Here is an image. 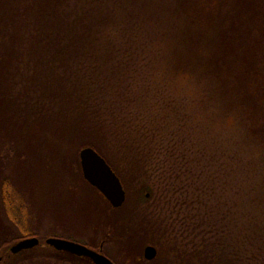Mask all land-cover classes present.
Instances as JSON below:
<instances>
[{
	"label": "rangeland",
	"instance_id": "374dc122",
	"mask_svg": "<svg viewBox=\"0 0 264 264\" xmlns=\"http://www.w3.org/2000/svg\"><path fill=\"white\" fill-rule=\"evenodd\" d=\"M111 21L108 26H130L122 17ZM169 22L159 21V29ZM31 31L19 20L10 40L15 59L0 51L15 63L0 69V187L9 178L21 192L37 239L81 240L102 231L129 252L154 247L156 258L148 264H235V255L244 264L248 257H264V136L252 129L261 119H247L239 109L233 71L200 74L192 65L196 57L169 52L153 26L134 35L130 27L122 37L112 32V43L99 50L120 58L99 54L97 79L90 78L87 88L95 89L86 102L103 122L102 133L69 143L61 138L64 121L54 105L47 107L50 117L32 122L27 106L40 98L47 80L39 77L33 86L30 80L28 70L36 65L34 77L45 73L43 63L27 53ZM201 75L215 79L208 91ZM218 78L227 80L232 99H223ZM84 141L93 142L123 180L126 198L117 211L62 160V153L72 156ZM16 238L0 204V244L10 248ZM42 249L21 252L14 261L6 260L8 249L0 254L6 251L3 264H25L40 251L52 256Z\"/></svg>",
	"mask_w": 264,
	"mask_h": 264
},
{
	"label": "trees",
	"instance_id": "16d2710c",
	"mask_svg": "<svg viewBox=\"0 0 264 264\" xmlns=\"http://www.w3.org/2000/svg\"><path fill=\"white\" fill-rule=\"evenodd\" d=\"M19 2L22 5L20 7L17 5ZM117 16L125 19L130 26L125 27L122 22L121 26H108V22ZM166 18L170 20V25L167 29H159V21L161 23ZM19 20L22 25L32 30L29 35L28 55L41 61L45 69V73L38 74L37 77H34L37 65L28 70L32 86L39 77L47 80L39 89L42 93L40 98L31 105H25L30 107L29 114L33 123H40V119L50 117L47 115V107L54 105L57 108L56 115L64 121L65 130L61 138H66L69 143L83 138L92 140L93 136L102 133L103 122L94 118L93 112L96 110L93 111L88 105L89 102H86L95 89L87 91V88L93 82L91 79H97L99 54H106L104 56L107 58L120 57L112 51L100 53L99 47L112 43V32L122 37L121 33H127L132 27L134 35L145 26L157 28L164 40V47L167 41L169 52L178 57L185 53L194 55L196 59L192 65L200 74V69L208 74V70L212 69L214 74L217 70L233 71L238 78L232 81L231 89L235 94L242 95V107L239 109L242 114H246L247 119H261V122L256 120L253 123L252 129L257 136H264V0H0V51L8 60L15 59L14 50L10 47L13 42L10 40L16 39L11 31ZM108 29H112L111 33ZM126 50L129 49L118 51ZM197 53L203 59L202 62L197 58ZM111 54L114 55L107 56ZM3 57L0 55V69L6 65L15 66L14 60L10 64ZM236 63L240 65H235ZM29 64L30 62L27 66ZM211 77H201L206 86L209 81L210 86L215 80ZM218 79L222 87L218 91L223 99H232L234 95L226 90L229 86L227 80ZM95 85L98 89L97 82ZM242 85L245 87L244 92L240 90ZM205 88L206 91L209 90L208 86ZM259 100H263L262 105L257 103ZM85 147L93 148L100 154L93 142L84 141L77 144L72 156L67 153L61 155L62 160L71 167H76L80 174L82 172L78 154ZM116 174L123 186V180L118 172ZM82 179L111 211L121 208H112L83 176ZM0 204L5 219L17 232V238L13 242L30 237L37 238L30 230L29 210L24 197L9 178H5L1 184ZM67 239L75 240L72 237ZM39 242L43 244L44 239ZM6 245L0 244V250L8 249ZM42 247L43 253H51L50 248ZM5 253L2 251V254ZM41 254L40 251L36 258H31L32 261L25 258L23 263H54L52 256ZM9 257L12 261L15 257L19 258L18 255ZM235 258L234 263L237 264L240 261L239 256L235 255ZM205 262L207 261H203V264L208 263ZM244 264H264V257H248Z\"/></svg>",
	"mask_w": 264,
	"mask_h": 264
},
{
	"label": "water",
	"instance_id": "95a60500",
	"mask_svg": "<svg viewBox=\"0 0 264 264\" xmlns=\"http://www.w3.org/2000/svg\"><path fill=\"white\" fill-rule=\"evenodd\" d=\"M78 158L84 180L94 187L113 208H120L125 202V191L119 178L105 159L90 147L82 148L79 151ZM146 197H148V194ZM39 245L75 256L89 258L93 264H113L104 256L85 246L56 237L45 239L43 244L36 237L19 240L8 248L7 257L32 250ZM156 254V249L152 246H147L144 250V258L147 261L154 260ZM2 259L4 262V254H0V261Z\"/></svg>",
	"mask_w": 264,
	"mask_h": 264
},
{
	"label": "flooded vegetation",
	"instance_id": "af4514ba",
	"mask_svg": "<svg viewBox=\"0 0 264 264\" xmlns=\"http://www.w3.org/2000/svg\"><path fill=\"white\" fill-rule=\"evenodd\" d=\"M110 168L112 169V167ZM113 172L116 174L115 170H113ZM85 238H87V240H83ZM85 238H82L81 240L78 239L75 240L66 239V240L85 246L86 248L96 252L97 254L104 256L113 264H140V263L148 264V263H152L155 260L154 259L152 261H147L144 258V250L147 247V245L144 246V248L142 247L143 249L141 255H139L137 253L140 251L136 252L133 250V252H129L126 248L125 249L119 248L117 246L118 245L117 242L114 241V238H109V235L102 233V231L93 234L91 237L86 236ZM39 247H41V245L35 247L34 249ZM50 250L52 257L54 258V264H93V262L86 257H79L67 252L56 251L54 249H50ZM0 262L1 264H3L2 263L3 259Z\"/></svg>",
	"mask_w": 264,
	"mask_h": 264
}]
</instances>
